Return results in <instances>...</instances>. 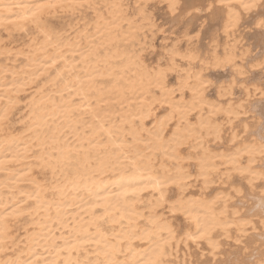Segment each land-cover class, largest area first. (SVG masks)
<instances>
[{
	"label": "bare ground",
	"instance_id": "6f19581e",
	"mask_svg": "<svg viewBox=\"0 0 264 264\" xmlns=\"http://www.w3.org/2000/svg\"><path fill=\"white\" fill-rule=\"evenodd\" d=\"M148 1L135 0L142 20ZM159 1L173 17L194 11L188 24L198 11L196 0ZM204 2L217 14L225 38L221 53L218 41L211 43L209 61L190 49L180 54L173 45L165 52V66L149 67L142 52L131 47L142 25L123 0H0V35L27 38L18 48L10 45L14 40L0 39V58L12 62H0V264H171L181 244L204 241L214 257L223 243L217 236L238 237L248 229L252 219L229 212L227 194L209 197L206 190L223 167L219 164L251 185L264 180L254 166L264 157V144L245 142L217 153L208 143L222 142L218 115L231 129L228 142L239 139L232 125L248 103L230 100L236 76H245L240 64L249 55L244 59L247 49L242 52L236 67L243 49L239 28L247 16L263 12L257 10L264 0ZM83 6L92 10L91 22L80 28L51 25V18L73 15ZM255 24L264 25L260 17ZM176 57L189 67L181 68ZM195 63L201 64L197 71ZM202 65L236 74L217 90L218 98L229 100L226 105L208 101ZM170 73L177 74L176 87L170 86ZM243 91L247 100L255 94L247 86ZM185 148L195 153L185 157ZM191 169L202 183L197 198L185 196ZM257 197L250 214L264 206V195ZM163 208L168 216L160 213ZM170 214L179 216L180 224Z\"/></svg>",
	"mask_w": 264,
	"mask_h": 264
},
{
	"label": "rangeland",
	"instance_id": "374dc122",
	"mask_svg": "<svg viewBox=\"0 0 264 264\" xmlns=\"http://www.w3.org/2000/svg\"><path fill=\"white\" fill-rule=\"evenodd\" d=\"M183 1H184V3L187 2L186 0H183ZM123 2L125 5V8L128 10V13L130 14V16L135 19L137 24L142 25V29L140 31H138V38H137V40L133 41V44L131 45V47L134 51L142 52L141 55H142L144 61L147 59L145 61V63H147V65L149 67H152V66L155 67L156 65H154V64H157V63L160 64L161 62L162 63L160 65L165 66V58L167 56L165 54V52H166V50H169L174 46L178 47L180 54L181 53L186 54V53L191 52V53L196 55L197 53H199V54H197L198 55L197 58H201L202 60H208L209 61V59L211 57V56H209V53L212 54V52H211L212 48H213L212 44L214 43V41H216V42L218 41L217 43L220 42L219 43L220 46L217 44L218 46L216 48L217 49L216 51L218 52V54L221 53L220 47L222 48V46H224L225 38L221 32V29H219L220 25L218 22V17H216L217 14L213 13L214 11L212 9H209V8L207 9L206 2H204V0H196L194 6L198 11H196L197 14L195 13V16H193L195 20L193 19V22L189 23V24L187 23L188 17L194 11L190 14H187L186 12H184L182 10V11H180V14H178L176 17L175 16L173 17L172 15L169 14L168 9L166 7V3L161 2L159 0H150L146 3L147 5L146 4L143 5L144 10H146V12L144 11V13H143L144 16L146 17V19L142 20L140 14H135L136 10L138 9V4L135 3V0H123ZM188 10L191 11V10H193V8L188 9ZM260 10H262L263 12H260L257 17L253 16L254 17L253 18V17H251V15L247 16L246 20L242 22V24L239 28V34H240V37L242 38L241 42L243 44V45L242 44L241 45H242L243 49H241V46H240L241 52L239 51V53H241V54H240V56L238 55V58H237V62H238L237 64L238 65L236 67H239V64L242 62V61H239L238 59L243 58L244 56H245L244 59H246L247 54H249L247 57L248 61L244 60L240 64V69H241V71L243 70L245 76H236V78H235V76H234L235 73L233 74L234 71L231 68H224V69L220 70V69H211L209 67L210 69L208 70V67H204L202 65L205 69L201 70V74L208 81L207 82L208 85L206 87V95L210 99H208L207 96L206 97H207L209 102L215 103L218 100H221V103L225 102V103H222L221 105H226L227 101H229V100L218 98L217 90H218L219 86H227V85L229 86V84H231L235 78V80L233 81V84H232V90H233L234 94L230 100V103H232L234 105H238V104H242V103L243 104L245 103L244 105H246L248 103L245 107L243 105L244 113H242L241 116L239 115V118H237L238 120L234 119V122L232 125L233 130L237 133V139L239 138L237 141L241 142L240 139H242V140L244 139V140L241 143H239L237 141H236V143L235 142L229 143L228 139H229V136L231 135V129L229 128V126L225 122V119L221 115H218L219 117L217 116L216 117L217 119L215 118V121L217 123H220L224 128L222 127L221 134H223V135H222V142L220 143V145L218 142H217L218 143L217 144L214 141H210L208 143L209 146L211 145L210 148L213 149L212 150L213 152H217V153L229 152V151L235 149L237 146L246 144L247 142H248V144L256 143V142L257 143L260 142V143L264 144V90H263L264 89V61H263L264 60V25L262 27H258L255 24L256 19L259 17L261 18L262 23H264V4H262L257 11H260ZM187 15H189V16H187ZM193 15H194V13H193ZM93 17H94V15L92 13V10L90 8L83 6V7H80L73 15L58 14L57 16L50 19V23L52 26H55V27L60 26V27L67 28V27L73 25L77 28H80L83 25L91 22ZM177 17H179V18H177ZM243 19H245V18H243ZM153 23L155 26L151 27L153 25ZM186 24H188V25H186ZM0 39L1 40L3 39V41L5 40L6 41L5 43H7L10 39H12L14 41H12V43H10V45H12V46L14 45L13 46L14 48H18L24 44V42L26 41L27 38H23L19 35L15 36L13 38H9L6 36V34L3 33L2 35H0ZM151 42H153V43L151 44ZM187 49L188 50L190 49L191 51L189 50L190 51L189 52ZM192 49L193 50L195 49V50L193 51ZM161 50H162V52H161ZM196 50H198V51H196ZM242 52H244L245 55ZM164 55H166V56H164ZM206 55H207V57H206ZM242 55H244V56H242ZM176 58L179 59V60L176 59V61L178 62L179 66L181 68H183L185 70L189 67V66L185 65L186 63L184 62V60L182 58H180V57H176ZM0 62H6L8 64L12 63L10 60H4L3 58H0ZM163 62H164V64H163ZM18 63H19V61H16L14 64H18ZM181 63H182V66H181ZM258 63H260V64H258ZM196 64H197V66H196ZM200 65L201 64H199V63H195L194 65H192V68H193L192 70L193 71L199 70ZM231 72H232V75H231ZM223 73H225V74H223ZM170 75H171V77H170ZM173 79H177V74L175 75V73H174V75H173V73L172 74L170 73L169 74V80L170 81L172 80L170 83L171 84L170 86L176 87V82H175L176 80H173ZM230 79H232V80H230ZM244 79H246V81H248V82H246ZM237 80H239L238 83H236ZM173 83H174V85H173ZM223 83H225V85H223ZM248 83L252 84V85H249ZM245 86L248 87V90L252 91V92H250L251 94L255 93V94H252V96L249 98L250 100H247L246 96L244 94L245 92L243 90H244ZM255 87L257 90L253 91V89ZM242 91H243V93H242ZM257 91H258V93H257ZM187 94L188 93H186V91H185L184 99H188ZM175 95H176L175 99H178V97H179L178 92H176ZM244 98H245V100H244ZM234 99H235V102L233 101ZM251 100L253 101V103L251 102ZM254 104L257 107H255ZM245 110H247V111H245ZM235 126H236V128H235ZM238 127H239V130L243 127L241 129L242 132L241 131L239 132ZM244 127H246V131H243ZM249 131H251V132H249ZM238 133H239V135H238ZM258 133H259V136L257 135ZM246 134H248V135H246ZM250 134H254V136L250 135ZM226 136H227V138H226L227 141H226V139H224ZM246 136H248V137L250 136L249 140H248V138L246 139ZM260 137H262V139H260ZM255 139H256V141H255ZM228 144H230L231 146ZM233 144H236V145H233ZM227 146H228V148L230 146V148L226 149ZM231 147H232V149H231ZM215 148H217L218 151L217 150L215 151L214 150ZM224 149L227 151H225ZM189 150L191 152H188ZM194 153L195 152L192 151L191 149L185 148V151L183 150L182 155L185 157H189ZM263 158H261V159L263 160ZM261 159L258 161L259 163L258 162L255 163L254 166H256L255 167L256 169L261 170V172L264 173V164H263L264 162ZM241 161H242L241 162L242 164L245 163V158H242ZM260 161H262V162H260ZM257 164L261 167V169H259L260 167ZM219 168H221V169L219 170L217 175L214 177L213 182L210 184L211 188L209 187L206 190V192L208 193L207 196H209V197H211L213 195L223 196L224 194H227L226 196L230 198V205H231V206L229 205V208H228V209H230L229 212L237 211L238 214L241 213L240 216H242V217L249 216V218L252 219L253 222L247 227L248 229L244 232V234L242 236L232 237V238H225L223 236H217L216 238L220 242L223 241V243L220 246V248L221 247L222 248L219 250V252L214 257H211L209 247L207 246V244L204 241H199L198 244L190 243L187 246L181 244V246H179L178 251L176 253V257L171 258L172 259L171 264H197V263L202 264L203 260H204L203 264H227V263L228 264L229 263H231V264H244V263L245 264H257V262H256L257 260H260V261L264 260V237H263L264 232H262L263 231L262 229H264V226L262 224V222L264 223V213H263L264 212V206H260V208L258 207L259 213L257 211L254 213L255 215L252 213L251 214L249 213L250 209H253L257 203L256 197L257 196L261 197L262 195H264V194H262V192L264 193V185H263V183H261L264 180L263 179L257 180L258 182L254 181L253 185H251L247 182L246 179H243L244 177L239 176L240 174H237V172L230 170L228 166L219 164ZM193 170L191 169L192 174L194 173ZM231 172H233V173H231ZM232 174H234V175H232ZM223 177H224V179L222 180ZM215 179H217V180L215 181ZM224 180H226V181L224 182ZM197 181L199 183H197ZM259 184H261L260 188H259ZM213 185H214V188H212ZM223 185H225L226 187L224 188ZM256 185H258V186H256ZM219 186L221 189L219 188ZM189 187H190V189L192 188V190H191L192 192L190 191ZM201 187H202V183H201L200 179H197V177H195V175L193 174L189 178L187 189L185 190V196L189 195V197L197 198L201 194ZM215 187H216V189H215ZM251 188H253V190L255 189V191L251 190ZM222 189H224V190H222ZM194 190H196V191H194ZM171 191H172V193L169 191L170 198H171L170 200H173L174 199L173 195L175 193L173 190H171ZM208 191H210V193ZM196 192H197V194H196ZM211 194H213V195H211ZM230 194H232V195H230ZM193 195H195V196H193ZM239 196L241 197V199ZM235 197L236 198L238 197L239 199L236 200ZM240 200H242V201L240 202ZM237 202H239V203H237ZM234 203L236 205L238 204L237 205L238 207L235 206ZM220 205H221V202H217L216 206H220ZM161 212L165 216H168V214H169V212H167L166 208L161 209L160 213ZM242 212L244 213L245 216L243 215ZM245 212H247V213H245ZM256 213L259 214L258 215L259 217L257 216ZM262 215H263V217H262ZM169 218L172 220L173 223L176 221L177 224L178 223L180 224V217L179 216H177V215L175 216V215L170 214ZM254 222L257 225V227L254 224ZM260 226L262 229L259 232L258 230L260 229ZM254 232L257 235L254 234ZM261 237L263 240L261 239ZM220 238H224V240H222V239L220 240ZM259 239H261V240H259ZM230 241H232V242H230ZM244 242H246V243H244ZM192 244H194L195 247L194 246L191 247ZM189 248H191V249H189ZM206 248H207V250H206ZM184 249H185V251H184ZM247 249L249 252L247 251ZM189 250H191V251H189ZM205 253H206V255L207 254L208 255L206 256ZM230 254H231V256H229ZM204 255H205V257H204ZM255 257H257V258H255ZM198 258H200V259H198ZM201 258H203V260H201ZM237 259H240V260H237Z\"/></svg>",
	"mask_w": 264,
	"mask_h": 264
}]
</instances>
